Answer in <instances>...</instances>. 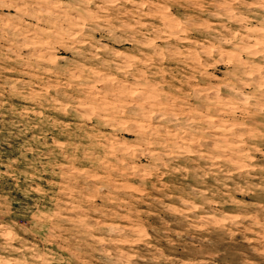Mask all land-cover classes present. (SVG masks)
Returning a JSON list of instances; mask_svg holds the SVG:
<instances>
[{
  "label": "rangeland",
  "instance_id": "1",
  "mask_svg": "<svg viewBox=\"0 0 264 264\" xmlns=\"http://www.w3.org/2000/svg\"><path fill=\"white\" fill-rule=\"evenodd\" d=\"M0 264H264V0H0Z\"/></svg>",
  "mask_w": 264,
  "mask_h": 264
},
{
  "label": "bare ground",
  "instance_id": "2",
  "mask_svg": "<svg viewBox=\"0 0 264 264\" xmlns=\"http://www.w3.org/2000/svg\"><path fill=\"white\" fill-rule=\"evenodd\" d=\"M168 17V16H167ZM167 19V18H166ZM173 24V23H172ZM173 26H174V24H173ZM176 30V29H175ZM172 32V31H171ZM176 32V31H175Z\"/></svg>",
  "mask_w": 264,
  "mask_h": 264
}]
</instances>
